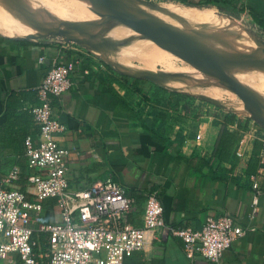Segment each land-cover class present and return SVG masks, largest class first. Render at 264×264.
Returning a JSON list of instances; mask_svg holds the SVG:
<instances>
[{
    "label": "crops",
    "instance_id": "0c3cea01",
    "mask_svg": "<svg viewBox=\"0 0 264 264\" xmlns=\"http://www.w3.org/2000/svg\"><path fill=\"white\" fill-rule=\"evenodd\" d=\"M164 1L245 16L264 34V0ZM3 32L0 30V186L17 172L12 185L27 190L30 170L24 140L29 135L36 142L41 138L27 106L37 102L36 87L54 63L79 59L70 88L52 98L54 113L65 126L57 139L70 148L72 190L88 188L98 180H116L136 200L124 220L137 226L143 225L148 191L158 188L165 222L173 228H201L207 216L223 214L255 228L233 240L220 262L202 255L191 260L180 236L148 231L144 248L126 257L124 264H264V166L260 160L264 143L257 138L261 128L251 117L236 114L233 122H227L235 137L232 153L243 154L220 161L213 153L229 110L208 109L192 93L167 84L127 77L97 53L61 39ZM122 68L142 70L133 64H122ZM255 156L259 161L254 168ZM258 174L262 193L254 204L252 182ZM41 205L33 213L32 224L44 243L47 234L41 231V224L60 222L62 210L53 197ZM9 259L20 264L17 254Z\"/></svg>",
    "mask_w": 264,
    "mask_h": 264
},
{
    "label": "built area",
    "instance_id": "2783aa9c",
    "mask_svg": "<svg viewBox=\"0 0 264 264\" xmlns=\"http://www.w3.org/2000/svg\"><path fill=\"white\" fill-rule=\"evenodd\" d=\"M78 65L79 59L54 63L36 87L37 102L27 106L41 138L38 142L31 135L25 139L30 170L27 190L12 185L17 172L0 186V264H16L10 261L11 254L19 256L20 264H124L127 256L144 248L148 231L180 236L191 260L202 255L220 262L233 240L255 228L242 226L230 214L209 215L201 228H173L165 222L158 188L148 191L143 225L137 226L124 220L136 200L116 180H98L84 189L70 188V148L57 139L65 126L54 113L52 98H59L70 88ZM257 138L264 143V130L260 129ZM236 154L240 157L243 153ZM260 156L263 163L264 148ZM259 178L260 174L252 184L254 204L262 193ZM52 197L62 210L61 221L41 224V231L47 234L43 243L35 235L32 216L41 209L43 200Z\"/></svg>",
    "mask_w": 264,
    "mask_h": 264
},
{
    "label": "water",
    "instance_id": "95a60500",
    "mask_svg": "<svg viewBox=\"0 0 264 264\" xmlns=\"http://www.w3.org/2000/svg\"><path fill=\"white\" fill-rule=\"evenodd\" d=\"M17 10L22 17L28 21L35 29L37 35L61 39L65 42H74L81 45H91L93 48H115V42L109 38L98 35L97 30L107 23L115 21L127 25L133 31L146 35L149 39L157 43L174 54L185 58L193 64L212 71L218 76L221 83L235 92L244 102L250 111L251 118L259 121L264 126V105L261 103V96L252 91L251 88L237 83L223 69L231 65L249 63L252 65H264V48L258 46L236 47L232 54L213 50L207 46L196 43L194 36L188 32L179 31L152 20L140 12L132 10L126 0H80L90 7L105 12L107 16L97 22L83 21H53L46 18L30 2L26 0H6ZM152 4L149 0H145ZM200 6V5H188ZM221 13L223 11H220ZM227 17L234 19L233 14L226 13ZM241 31L251 40L256 38L245 29L239 27ZM91 32L89 38L85 35ZM111 65L115 66L122 74L133 78H147L155 82L165 84V81L180 82V78L160 71H130L118 66L110 58L103 57Z\"/></svg>",
    "mask_w": 264,
    "mask_h": 264
},
{
    "label": "rangeland",
    "instance_id": "374dc122",
    "mask_svg": "<svg viewBox=\"0 0 264 264\" xmlns=\"http://www.w3.org/2000/svg\"><path fill=\"white\" fill-rule=\"evenodd\" d=\"M26 1L30 2L41 12V14H45L46 16H48L47 18L53 21L56 20L61 21L64 19L88 21V20H96L99 18L98 15L93 10H91L88 6H86L79 0H26ZM149 1L157 4L163 2L175 3L178 5L180 4L179 6L181 7V10L179 12L169 15H163V16H168L167 17L168 19H172L169 17L170 15H182L185 18L182 17L178 19L194 20L199 18L201 15L210 12L217 15L216 27H219L220 26L218 21L219 18H223L221 15H226V12L221 13L220 10H218L215 7H214L215 9H213L204 6H188L186 4H181L176 1H164V0H149ZM0 13L5 18L6 16L7 18H11L10 13L4 7V4L2 3L1 0H0ZM58 13L62 14V17L59 16ZM49 16H51V18ZM158 17H160V19L164 18L161 16ZM13 18L14 20L12 22L8 19L4 21H0V25H1L0 28L3 29L4 33H8L7 30L9 29L13 30V32H17L15 35L32 33L36 31L34 30V27L31 24H29V22H24L21 18L20 20L16 19L15 17ZM234 19L237 21V24H239V27L245 29L248 33L253 34L256 38L264 42V34H262L261 32L262 30L260 28H257L252 21H249L245 16H234ZM14 24H17L18 26L16 27ZM111 25L113 28L106 25L103 26L105 29H102V31L116 28L113 31V33L110 32V34L106 35V37L107 38L110 37L111 40L116 41L119 44L124 43V41L126 40H129L138 43L144 41L159 46L151 39L150 41L144 38H140L138 35L134 36L135 33L128 27H123L114 23L113 24L111 23ZM4 27L6 29H4ZM202 29L199 30L191 29L190 32L201 31ZM209 44L213 45V47L217 49L226 51L228 54H232L234 52V49L236 48V46L229 41L221 42V44L215 41L213 42L211 41L209 42ZM73 45L82 50L93 51L97 53L99 57H104L102 54L98 52V50H96L93 47L81 45L78 43H73ZM115 48L117 49L118 46ZM106 50L107 51H105V54L107 55V57L112 58L111 57L112 55H110V53L113 52L114 55L113 57L115 59L119 58L121 64H125V65L133 64L134 66H138L142 70L149 69L150 71H154V70L160 71L180 78L182 80L180 82L165 81V84L175 88V90L176 89L185 90V91L189 90L187 92H189L190 94L192 93V97L197 98L198 100H200V102H204L205 107L208 109L229 110L230 112L240 114L242 116L251 117L250 111L245 106V102L235 92H232V90H230L228 87L222 84L217 75H215L212 71L208 69L193 64L192 62H190L185 58H182L176 54H171V53L167 55L164 54L162 55L160 54L161 52L159 51L157 57L154 58V60L151 63H145L138 59L127 57V55H125L124 52H117L118 50H115L113 48ZM247 65H250L253 68L254 67L257 68L258 71H255L254 73L247 75ZM167 68L171 71L169 70L167 71L166 70ZM232 70H234V76L237 78L240 84H242L245 87L251 88L252 91L256 92L262 97L261 103L264 105V70H262L259 67V65H252L249 63H241V64L233 65ZM223 72L225 74L227 73L226 68L223 69ZM189 78H197L200 80V83L189 88L190 82L187 80ZM146 81L147 80H145L144 82ZM198 93L210 96L212 100L206 99L201 95H198ZM254 121L256 125H258L262 130H264V126L259 121L256 120Z\"/></svg>",
    "mask_w": 264,
    "mask_h": 264
},
{
    "label": "bare ground",
    "instance_id": "6f19581e",
    "mask_svg": "<svg viewBox=\"0 0 264 264\" xmlns=\"http://www.w3.org/2000/svg\"><path fill=\"white\" fill-rule=\"evenodd\" d=\"M1 1L4 4V7L10 13L11 18H7V16L5 18L0 13V21H4V20L8 19V20H10L12 22L14 20L13 17H15L18 20H20V18H21L24 22H28L6 0H1ZM126 3L128 4V6L132 10H135L137 12L142 13L143 15L151 18L152 20H154L156 22L164 24V25L168 26L169 28H173V29H176V30H179V31L188 32V33L192 34L194 36V40H195L196 43H199L201 45L207 46V47L212 48L213 50H216V51H220V52H223V53L226 52V51H222L220 49H217V48L213 47V45H210L209 42L215 41V42L221 44V42L229 41L233 45H235L236 47L245 48V47L258 46V47L264 48V42L262 40H260L258 38H254V40L249 39L247 37V35H245L241 31V29L239 28V25H236L234 23L233 19H231V18H229V17H227L225 15H221L223 18H219V20H218L220 26L216 27L217 15L214 14V13L207 12V13L201 15L199 18L194 19V20L193 19H188V20L187 19H178V18L184 17L182 15H170L169 17L172 18V19H168L167 18L168 16H163V15H169V14H174L176 12H179L181 10V7L178 4L167 3V2H163V3H159V4H152V3H149V2H147L145 0H135V1L134 0H126ZM83 4H85L91 10H93L99 17L96 20H88V21L84 20L83 22H97L98 20H101V19H103V18H105L107 16V14L105 12H102L99 9L92 8L86 3H83ZM42 15L45 16L46 18L48 17L45 14H42ZM59 16L62 17V14H59ZM158 16H161V17H164V18L160 19V17H158ZM49 17L51 18V16H49ZM61 21H78V20L64 19V20H61ZM111 23L112 24L114 23V24H117V25H120V26H123V27H128L125 24H122L120 22H115V21L109 22L106 25L109 26V27H112ZM14 25L16 27L18 26L16 24H14ZM128 28H130V27H128ZM4 29H6V28L4 27ZM102 29H105V28L101 27V28H99L97 30L98 35L101 36V37L107 38L106 35H109L110 32L113 33V31L116 28L111 29V30H104V31H102ZM191 29H193V30L202 29V30L201 31H195V32L191 31L190 32ZM0 30L3 31L2 28H0ZM34 30H36V31H34L32 33L37 32V29L34 28ZM7 31H8V33H12L13 32V30H10V29L7 30ZM91 32L92 31H89L88 35L87 34L85 35V38H89L90 35H91ZM133 32L135 33L134 36L138 35L140 38H144V39L150 40L144 34H141V33L136 32V31H133ZM8 33H5V34L9 35ZM26 34H30V33H26ZM26 34H17V35H9V36H19V35H26ZM109 39H110V37H109ZM114 42H115L116 47L118 46V48L117 49L113 48V49L118 50L117 52H124L125 55H127V57H131L133 59H138V60H140L142 62H145V63H151L154 60V58L157 57L159 51L161 52L160 54H162V55L163 54L167 55L169 53L174 54L173 52H171V51H169V50H167L165 48L161 49V47H159V46H157L155 44H151V43L144 42V41L138 43V42H135V41L126 40V41H124V43H120V44L117 43L116 41H114ZM87 46L92 47L91 45H87ZM106 49L109 50L110 48H102V49L96 48V50H98V52L100 54H102L106 58H109L105 54V51H107ZM110 55H112L111 56L112 60L115 61L118 64V66H120L122 68V64L120 63V59L119 58L115 59L113 57L114 56L113 52H111ZM232 67H233V65L226 67L227 73L230 74V76L237 83L240 84V82L234 76V70H232ZM259 67L262 70H264V65H259ZM148 70L149 69H145V70H130V71H148ZM255 71H258L257 68H255V67L253 68L250 65H247V75L248 74H252ZM188 81L190 82L189 84L192 85V86L197 85L198 83H200L199 79H196V80L195 79H188ZM240 85H242V84H240ZM186 91H189V90H186ZM193 93H195V92H193ZM195 94H197V93H195ZM198 95H201L202 97H204L206 99H211L212 100V98L210 96H207L205 94H199L198 93Z\"/></svg>",
    "mask_w": 264,
    "mask_h": 264
},
{
    "label": "trees",
    "instance_id": "16d2710c",
    "mask_svg": "<svg viewBox=\"0 0 264 264\" xmlns=\"http://www.w3.org/2000/svg\"><path fill=\"white\" fill-rule=\"evenodd\" d=\"M181 1L184 2V0H181ZM126 76L128 77V75H126ZM235 117H236V113H232V112H229L225 115V124L221 128L218 140L216 141L217 143L215 146L213 156L215 158L219 159L220 161L228 160L231 156H234V155L238 156L237 154L234 153V155H233V153H232L231 145H232V142H233L235 137H234L233 132H231L227 128V122H233L235 120ZM25 139H26V137H25ZM24 145H25V140H24ZM254 160L256 162V164H254V168H255L258 161H259V158H257L255 156ZM260 160H261V158H260ZM261 165L264 166V163L261 162ZM251 169H252V167H251ZM249 172L251 173L252 170ZM252 184H253V182H252Z\"/></svg>",
    "mask_w": 264,
    "mask_h": 264
}]
</instances>
